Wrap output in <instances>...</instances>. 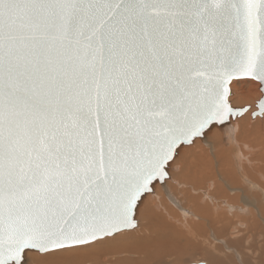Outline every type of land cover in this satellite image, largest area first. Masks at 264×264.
I'll list each match as a JSON object with an SVG mask.
<instances>
[{
    "label": "snow or ice",
    "instance_id": "obj_1",
    "mask_svg": "<svg viewBox=\"0 0 264 264\" xmlns=\"http://www.w3.org/2000/svg\"><path fill=\"white\" fill-rule=\"evenodd\" d=\"M245 117L264 0H0V264H264V233L177 247L155 214Z\"/></svg>",
    "mask_w": 264,
    "mask_h": 264
},
{
    "label": "bare ground",
    "instance_id": "obj_2",
    "mask_svg": "<svg viewBox=\"0 0 264 264\" xmlns=\"http://www.w3.org/2000/svg\"><path fill=\"white\" fill-rule=\"evenodd\" d=\"M234 127L212 149L198 142L189 150L183 182L171 197L154 198L159 233L174 246H210L222 233H264L251 206L264 212V127L250 117ZM199 238L203 242H194Z\"/></svg>",
    "mask_w": 264,
    "mask_h": 264
},
{
    "label": "rangeland",
    "instance_id": "obj_3",
    "mask_svg": "<svg viewBox=\"0 0 264 264\" xmlns=\"http://www.w3.org/2000/svg\"><path fill=\"white\" fill-rule=\"evenodd\" d=\"M242 217H245V216H242ZM245 218H247V217H245ZM261 225H262V229L264 228V221H262L261 220ZM164 238H166L169 242H170V239H169V236L168 235H165L164 236ZM194 242H196V243H200V242H203V240H201L200 238L199 239H197V240H194ZM173 244V243H172ZM211 244H213V241L211 240V242H209V245H211ZM183 245V244H182ZM202 246H206L205 245V243L202 245ZM178 247V246H177ZM107 258V257H106ZM106 258H104V259H101L100 261H99V264H109V260H115V259H117L115 256H109L108 258L109 259H106Z\"/></svg>",
    "mask_w": 264,
    "mask_h": 264
}]
</instances>
